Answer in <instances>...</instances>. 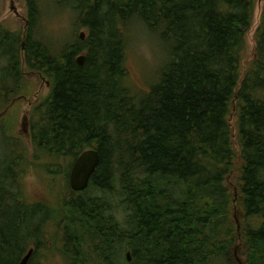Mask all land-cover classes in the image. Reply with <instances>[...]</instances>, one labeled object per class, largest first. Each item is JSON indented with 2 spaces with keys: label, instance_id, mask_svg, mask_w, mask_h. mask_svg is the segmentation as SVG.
<instances>
[{
  "label": "trees",
  "instance_id": "1",
  "mask_svg": "<svg viewBox=\"0 0 264 264\" xmlns=\"http://www.w3.org/2000/svg\"><path fill=\"white\" fill-rule=\"evenodd\" d=\"M38 1L23 39L0 25L2 100L17 99L22 65L51 86L31 111V149L13 135V108L0 115V264L31 249L29 264H264V8L242 77L257 0H52L88 31L59 52L35 34ZM133 20L173 44L141 96L127 84ZM90 149L99 167L75 193L72 166ZM38 169L68 195L27 199Z\"/></svg>",
  "mask_w": 264,
  "mask_h": 264
},
{
  "label": "rangeland",
  "instance_id": "2",
  "mask_svg": "<svg viewBox=\"0 0 264 264\" xmlns=\"http://www.w3.org/2000/svg\"><path fill=\"white\" fill-rule=\"evenodd\" d=\"M27 4V0H0V25L11 33L9 36L20 35L22 39L24 38L27 31L29 12ZM38 4L42 16L37 22L38 26L35 34L46 43H52L57 52L68 42L77 40L82 33L88 34L87 29L83 28L77 19V12L69 7L59 6L52 0H40ZM263 8L264 2L257 0L253 26L246 36L247 48L243 56L242 77L255 58V33L260 26ZM124 34L126 40V67L129 76L127 84L133 93L141 96L158 82L160 74L172 63L173 44L166 42L160 31H151L138 20L129 22L125 27ZM21 56L23 60V55L21 54ZM6 65L7 63H5ZM1 66L3 67L4 64H1ZM22 70L24 78L19 84L21 88H19L17 94L21 98L11 106V104L4 102L2 96H0V115H6L13 108L11 110L13 111L12 116H15L13 135L23 140L31 149L30 122H27L26 125L24 118L28 116L30 121L33 107L46 100L50 94L51 86L49 81H42L39 76L33 75L26 65H22ZM5 74L0 70V82ZM236 121L235 112H233L230 116V124L235 138L237 134ZM24 187L27 199L33 202L50 201L52 198L50 189L54 190L56 194L68 195L64 191L63 180L57 178L52 182L41 169L33 173L31 171L24 180ZM117 217L120 222L125 223L126 213L123 209L119 210ZM60 256H51L49 259L41 260L40 263L36 264H65Z\"/></svg>",
  "mask_w": 264,
  "mask_h": 264
},
{
  "label": "water",
  "instance_id": "3",
  "mask_svg": "<svg viewBox=\"0 0 264 264\" xmlns=\"http://www.w3.org/2000/svg\"><path fill=\"white\" fill-rule=\"evenodd\" d=\"M260 2H264V0H260ZM85 36L86 34L84 33L80 35L82 41L85 40ZM77 62L80 66H83L85 63V56H80ZM99 164L100 154L97 150L90 149L83 152L74 162L71 169L69 182L72 191H74L75 193L85 192L89 188L91 179L97 171ZM33 254L34 250L31 249L28 254L22 259L20 264H29ZM127 260L129 262L132 261L131 252L127 253Z\"/></svg>",
  "mask_w": 264,
  "mask_h": 264
},
{
  "label": "flooded vegetation",
  "instance_id": "4",
  "mask_svg": "<svg viewBox=\"0 0 264 264\" xmlns=\"http://www.w3.org/2000/svg\"><path fill=\"white\" fill-rule=\"evenodd\" d=\"M27 22H28V19H27ZM31 73H32L33 75H37V76H39L40 79H41L42 81H46V79L42 76V74H40V73H35V72H31ZM20 98H21V97H18V98L13 102V104H11V106L14 105L16 102H18ZM24 99H25V98H24ZM11 106H10V107H11ZM28 119H29L28 116H26V117L24 118V122H25L26 125H27V122H28V123L30 122Z\"/></svg>",
  "mask_w": 264,
  "mask_h": 264
}]
</instances>
